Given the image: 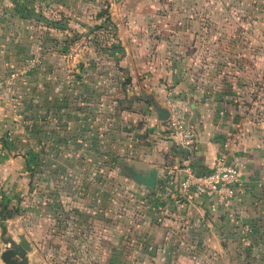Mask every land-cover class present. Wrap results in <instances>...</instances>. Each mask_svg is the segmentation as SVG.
I'll list each match as a JSON object with an SVG mask.
<instances>
[{
	"label": "rangeland",
	"instance_id": "1",
	"mask_svg": "<svg viewBox=\"0 0 264 264\" xmlns=\"http://www.w3.org/2000/svg\"><path fill=\"white\" fill-rule=\"evenodd\" d=\"M0 79V101L19 119L5 123L0 140L20 163L17 180L0 179V203L13 213L0 221V252L23 237L30 250L15 258L27 264L138 263L137 242L191 243L189 221L174 223L173 235L155 232L164 226L157 195L126 170L146 172L137 161L147 142L126 139L122 116L167 134L161 108L188 112L195 103L201 125L230 144L223 159L254 170L240 180L264 182V0H0ZM124 88L150 106L122 110L103 99ZM237 142L260 144V169L244 166ZM91 206L100 212L93 255L66 239V214ZM244 253L245 264H258Z\"/></svg>",
	"mask_w": 264,
	"mask_h": 264
},
{
	"label": "crops",
	"instance_id": "2",
	"mask_svg": "<svg viewBox=\"0 0 264 264\" xmlns=\"http://www.w3.org/2000/svg\"><path fill=\"white\" fill-rule=\"evenodd\" d=\"M12 104H8L4 100L0 101V137L6 131L4 128L6 122L19 121L18 117L11 113ZM188 107V112L182 105L175 108H177L180 117L192 124L195 129L196 142L193 149L185 154L182 153L173 145L169 133H161L159 123L147 121L140 125L146 139L139 142L147 143L140 146L143 154H140L137 163L139 162L141 166L144 165L146 170L149 168L156 170L153 189L157 195L155 199L161 208L157 219L162 220L164 226L162 228L155 227V232L167 235L171 231V234L172 232L176 234L178 229L173 224L179 220L189 221L191 227L188 233L191 235L192 241L183 247L177 243L168 246L163 242L156 244L137 242L138 247L135 244V248L132 250L137 252L140 250L141 255L143 254L140 262L134 263L135 260L127 257L131 260H127L125 264H245L243 259L245 251L248 252V256L251 253L259 257V261L255 260L258 264H264V182L258 179L250 180L251 182L246 181L245 176H249L247 171L251 170L250 175L254 177L253 169L249 170L244 167L239 169L236 165L239 173L245 176H242V180L239 176V183L235 188L234 195L225 208L213 206L203 197L186 196L177 192V179L185 167H189L195 172L205 173L209 171L216 158L228 156L230 149L228 142L224 143V141L214 138L206 123L201 125L197 104L189 102ZM240 135V139L242 136L246 140L254 139L253 136L244 135V132H241ZM133 136L137 140L136 135ZM8 145L6 142L5 146L0 140V179L7 177V180L14 181L19 178L20 163L17 160L18 153L10 150L11 147ZM244 145V142H237V148L244 152L241 158L242 162H244V166L255 162L254 166H257V171L260 169L258 165L261 163L258 159L261 146L258 143L253 148H245ZM234 146L236 145L233 144L232 147ZM4 155H10V157H6V160L1 159ZM4 171H6V175H4ZM248 183L253 188V197L249 195ZM1 185L2 182H0ZM91 207L90 210H76L66 214V228L73 232H70L71 235L69 234L70 236H67L66 239L67 243L75 242L74 245H77V248L79 245L83 246L79 247V250H87L93 255L94 247L98 251L99 245V239L96 236H98L100 212L93 206ZM230 213L233 214L228 216ZM231 218L235 220L230 225L228 219L232 221ZM114 227L115 225H113V229ZM147 228L148 226L145 227V233L148 231ZM112 231L114 232V230ZM145 233L143 232V235ZM54 238L52 237L49 243L55 244V247L58 243L60 245L58 249H63L66 252L71 250V246H67V243L57 242ZM204 252L209 253L211 258L200 261L199 258L204 257ZM91 264H94V261Z\"/></svg>",
	"mask_w": 264,
	"mask_h": 264
},
{
	"label": "built area",
	"instance_id": "3",
	"mask_svg": "<svg viewBox=\"0 0 264 264\" xmlns=\"http://www.w3.org/2000/svg\"><path fill=\"white\" fill-rule=\"evenodd\" d=\"M10 77H13V74H10ZM171 107L166 118L170 138L176 148L192 150L196 142V132L179 116L175 107ZM239 176L235 164L226 162L223 158H216L205 173L185 167L177 179L176 188L178 194L203 197L213 206L225 208L234 195Z\"/></svg>",
	"mask_w": 264,
	"mask_h": 264
},
{
	"label": "trees",
	"instance_id": "4",
	"mask_svg": "<svg viewBox=\"0 0 264 264\" xmlns=\"http://www.w3.org/2000/svg\"><path fill=\"white\" fill-rule=\"evenodd\" d=\"M106 6H107V3H106ZM106 19H108V18H106ZM129 81H130V78L127 76L125 78V82L128 83ZM220 86L224 90H230V91L232 90L231 89L232 84H230V83H222ZM234 91H236V89ZM106 98H109V101L114 103V104H119V105L123 104L124 107L122 108V110H127L130 107H136L140 103L142 105V106H139V108H138L140 110L147 109L150 106L148 99L146 97L140 98L138 96H135L134 90L129 89V88H124V89H121L119 92H116L114 94L112 93V94H107L106 96H103V99L107 100ZM122 118H123V121H121V123H122L121 126L123 127L122 134L126 137V139H128V140L132 139L134 133H136V138L138 141H142L143 139H146L145 138L146 135L144 133V130H143V128L140 127V125H142L143 123L145 124V122H147V121L141 120L139 118L138 119L129 118L127 121L125 116H122ZM188 124L195 131L193 125L190 123H188ZM2 141H3V144L6 146V142L4 140H2ZM221 158H223V157H221ZM224 161H226V160H224ZM226 162L232 163L230 161H226ZM12 214L13 213L10 210H6V207L3 206L2 203H0V221H4L5 219L11 217ZM0 228H1V232H3L4 231V225L1 224ZM56 245H57L56 246L57 248L60 247V245L58 243Z\"/></svg>",
	"mask_w": 264,
	"mask_h": 264
},
{
	"label": "water",
	"instance_id": "5",
	"mask_svg": "<svg viewBox=\"0 0 264 264\" xmlns=\"http://www.w3.org/2000/svg\"><path fill=\"white\" fill-rule=\"evenodd\" d=\"M161 112L164 117L167 118L168 110L166 108H161ZM182 153H187V149H179ZM128 175L136 182L142 184L147 189H153L156 181V170L155 168H149L145 173H141L133 170L131 167L126 168ZM14 245L13 249H4L0 252V259L4 264H27V258L22 256L19 260L15 258V255L18 253H23V250L29 251L30 246L27 240L23 237L18 238L17 244L13 243L11 240L9 241Z\"/></svg>",
	"mask_w": 264,
	"mask_h": 264
}]
</instances>
